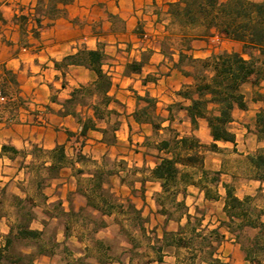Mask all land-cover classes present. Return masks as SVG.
<instances>
[{"label": "trees", "instance_id": "trees-1", "mask_svg": "<svg viewBox=\"0 0 264 264\" xmlns=\"http://www.w3.org/2000/svg\"><path fill=\"white\" fill-rule=\"evenodd\" d=\"M74 0H37L34 11L21 12L15 15V20L20 24L22 30L27 32L30 22L35 26L31 32L35 36L40 35L44 27V20H54L66 15V5ZM31 8V7H30ZM168 23L165 25V34L159 41L161 53L168 58L178 56V59L171 58L173 67L185 76L192 79L178 90L177 95L181 97L178 102L179 108L184 109L190 118L193 129L198 127L199 119L206 120L210 129L213 141L202 142L196 135H181L171 123L164 125L166 121L174 120V105L167 108L168 114L164 116L158 108V100L149 91L144 95L136 93V109L134 118L138 123H149L155 133L169 131L170 136L161 138L154 142L150 137L146 138V147L156 151L157 161L151 168L144 167L149 177L159 181L162 191L159 193L157 203L159 212L167 220H176V230H163L162 237H156L157 244L150 245L152 256L140 264H162L166 250H175V264H230L224 259L221 246L226 240V233L222 227L226 225L228 231L235 236L241 249L246 253V258L252 264H264V208L258 209L252 205L254 196L247 195L240 198L236 195L234 187L230 183H223L226 190L224 212L228 220L220 221L219 225L210 227L211 223L204 224L205 212L198 206L195 213L190 211L186 203V197L190 194L189 187L194 185L205 193V198L218 200L220 198L219 187L221 185L220 172H213L205 166V153L207 151H221L218 141H228L236 145V133L231 128L234 120L233 111L236 106L243 109L247 107V97L243 92V84L252 82V99L262 103L257 113L256 120L258 132L264 135V90L261 85L264 81V1L255 0H176L168 3L166 10ZM1 17V16H0ZM1 21H5L0 18ZM31 19V20H30ZM177 27V32L175 28ZM23 31V32H24ZM146 33L142 31V35ZM218 35L223 39L233 40L242 43V52L221 50L213 51L206 57H196L194 54L193 41ZM174 36H179L181 47L171 48L170 52L165 49L166 42H171ZM244 54L249 55L246 58ZM109 56L101 49L83 48L76 54L64 58L63 65H82L94 71L97 78L92 84H84L75 88L72 97L65 100L63 114L72 113L78 117L82 125L77 142L80 144L75 153V159L70 162L65 154L63 146L52 150L50 158L55 166L51 169L59 170L58 166L65 163H81L87 165L92 162L95 166L96 160L88 159L81 150L85 138L90 129H97L96 118H105L110 113L116 112L109 108L114 100L110 95L113 87V78L109 71L105 70ZM143 58L132 61L126 65V73L140 72L146 63ZM58 65V64H57ZM191 67L188 69L187 67ZM0 107H10L14 110L16 117L21 108L29 110V99L25 98L18 87L15 73L6 66H0ZM15 86L14 96H10L8 89ZM97 95L98 100L89 105L80 97H91ZM5 101V102H1ZM5 103L6 105H3ZM77 105H85L92 108V116H80L77 114ZM51 110L50 107H47ZM11 112V111H10ZM34 119L42 117L41 110H34ZM4 116L0 114V119ZM10 117L9 119H11ZM70 134L73 132L69 131ZM8 152L17 153L13 146L4 144L2 154ZM255 167L256 177L264 181V153H257L250 156ZM126 163V160H122ZM101 164L100 168L93 173L90 190L87 192L88 205L99 211L100 218H86L83 212L71 211L67 215L83 217L93 224L94 233L107 226L105 216H124L131 222L137 223L143 234L149 232L142 210L137 208L133 201L128 198L127 205L124 202L112 201L104 193L105 173L108 175H120L119 171L125 170L120 167L118 170H105ZM50 169V170H51ZM135 171V170H134ZM78 174H83L84 169L78 168ZM5 189H1V193ZM182 195L181 199L179 196ZM19 208V220L10 224V231L5 237V243L0 248V264H34L37 256L46 250L37 249L26 252L18 248V242L29 240H40L42 233L31 229L30 223L35 218L31 201L14 196ZM30 203V208L26 203ZM178 214V215H177ZM177 215V216H175ZM183 219L186 221L183 223ZM121 225L122 224L118 223ZM122 229V228H121ZM247 229L254 230L251 238V245L246 246L241 242L242 235ZM132 242V239L130 240ZM104 241L96 240V248L100 258L97 264H113L114 259L109 256L108 248H104ZM133 246L134 243H133ZM120 264L122 261L118 260ZM68 264H91L85 258H76ZM132 264V261H131Z\"/></svg>", "mask_w": 264, "mask_h": 264}, {"label": "crops", "instance_id": "crops-1", "mask_svg": "<svg viewBox=\"0 0 264 264\" xmlns=\"http://www.w3.org/2000/svg\"><path fill=\"white\" fill-rule=\"evenodd\" d=\"M172 1L176 0H74L65 6L67 10L65 16L54 20L46 18L40 35L35 36L31 32L32 27L35 26L34 23L30 22L28 30L25 32L15 20V15L19 14L21 10L25 13L29 11L33 12V7L36 6L37 0H0V18L5 20L1 21L0 19V66H6L15 73L21 94L29 99V110L21 108L16 117L12 119L13 121L10 122H7L5 117L0 119V173L1 170L3 173H6L5 169L8 168L6 167L7 161L9 163H18L15 170L18 172V175H22V178H20L22 182L17 185V190L11 195L31 201L35 214V218L30 223L31 229L42 233L49 226L50 220L59 221V216L53 212L56 205L63 214H68L71 211H80L83 208L90 209L94 213H99V211L88 205L87 196L85 195L87 192L85 193L80 190L81 181L84 180L83 177H88L86 180L91 182L93 173H88L85 169L86 165L75 163V166H73L69 163L73 158L75 159V151L79 149L77 140L82 125L79 123L78 117L72 113H61L64 111V101L72 97V92L75 88L84 84H92L97 78L96 73L85 66L68 65L66 67L63 65L65 57L76 54L83 48L104 50L109 59L113 60L114 64L107 63L104 65V68L109 71L113 78L114 84L110 95L114 100L110 103L109 108L116 111L110 113V115L116 116L115 121L117 124L112 126V120L109 117L96 118L97 129H90L88 131L85 143L81 147L82 153L88 159L96 160L100 165L103 158L105 156L109 157L112 150H115L119 157L125 159L128 162V167L123 171H119L120 175H116V177L120 186L129 188L127 179L125 178L126 175L132 173L137 175V178L133 180L134 185L131 186L133 190L131 192H134L131 194V199L136 207L141 210L142 206L139 205L138 199L142 200V205L149 203V185H153L155 194L162 191L160 182L151 179L149 173L143 170L144 167L151 168L156 163V161L147 162L146 159L149 155L145 153L146 146H143V140L141 139L149 138L150 132H147L148 134H143L142 132L137 134L140 137L138 149H131L130 146L133 147L136 141L134 138L135 128L149 127L151 128V132L154 133L151 124L138 123L134 118L136 93L144 95L146 91H149L152 96L157 98L159 111L164 116L168 114V106L164 110L160 109V100L151 87L158 86L160 83V80L153 78V75L161 68L162 62L167 60L161 53L159 41L165 34V25L167 24H164L165 20L162 18L163 16H167L168 3ZM115 19L121 21L122 25L117 26ZM159 19L162 24L158 23ZM167 21L168 19L166 18ZM151 22L152 26H150ZM142 31L146 34L142 35ZM148 35L150 37L146 38ZM216 39L222 44L229 43L231 46H234L233 50L227 49L229 51L242 52L243 50L242 43L223 39L215 35L194 40L192 43L194 54L198 51L196 48L197 43H205L210 46V41ZM123 46L125 47L124 49L122 48ZM207 51H210L207 55L213 52L211 48L202 50L205 53ZM117 53L118 55L122 54L125 60L119 62L117 58L120 56H117ZM145 53H149L151 57L146 61L142 70L140 72L126 73L127 63L135 60L140 61ZM154 56H159L160 59L155 62ZM195 56L205 57L196 54ZM244 56L249 58L247 54H244ZM146 65L151 68L146 70ZM173 70L176 71L177 69L174 68ZM177 71L180 72L179 70ZM182 76L186 83L192 82L191 77L184 74ZM261 85L264 90V81H262ZM242 88L247 97V107L241 109L236 106L233 111L234 120L230 124L232 130L236 133V145L228 141H218V145L220 146L221 142L224 144L231 143L233 150L238 151L240 139L237 128L234 125L237 123L236 112L242 113L243 152L247 158L249 167L253 170V173L247 178V182L254 185L253 188L243 186L246 188L243 192L244 198L247 195L254 196L259 192H264V181L256 177L255 167L250 160V156L264 153V135L261 136L258 132L256 116L262 107V103L252 99L255 87L252 82H246ZM98 97L94 95L87 98H91L95 102L98 100ZM177 97V100L181 101V97ZM126 103L128 107L125 106ZM47 107H50L51 110H48ZM253 108L254 111L252 112ZM36 109L42 112V117L39 120L34 119L33 111ZM180 110L185 112L191 124L186 111L184 109ZM76 111L77 114L83 117L93 115L92 108L85 105H77ZM245 115H249V120L244 118ZM170 123L173 126L175 119L172 122L166 121L164 125L167 126ZM110 125L113 130L112 140L107 139ZM202 126L213 141L208 124L203 118L199 119L196 129H193L191 125L192 131L189 135L194 134L202 142H205L206 140H202L197 134ZM69 131L73 132V134H70ZM123 143L128 144V152L142 155L143 162L141 164L135 162L133 165H130L128 154L118 149ZM4 144L13 146L18 152L2 154L1 151ZM59 146L64 147L69 162L58 166L57 175L49 176L47 174L42 187H39V184L36 183L35 189L29 192L27 190L28 183L35 175L34 170L39 168L37 166L36 155L32 149L41 148L47 154L41 165L45 169L50 170L52 166H55V163L50 158L49 152ZM142 147L143 151L140 150ZM220 147L224 149L222 146ZM86 148H88V153L86 152ZM71 150L72 152H70ZM91 151L92 154L90 153ZM151 151L156 154L154 149ZM222 151L213 152L222 154ZM98 153L100 154L98 155ZM221 157H223V154ZM153 158L157 160V157ZM223 165L224 162L222 160L219 167L215 168L220 172L222 182L219 187L220 198L218 200H209L205 198L203 191L192 185L189 187V191H192V193L190 192L186 197L188 206V198L198 195L199 199L208 204L221 202L222 209L224 210L226 190L223 187V183H229V181L224 178L228 174L222 170ZM205 166L209 169L206 156ZM78 168L84 169V173L78 174ZM3 178L4 176L0 174V193L3 188L5 192L8 190L7 182L2 181ZM11 178L12 176H10ZM52 187L53 189L51 190ZM38 195L41 196L42 203L38 202L40 200H38ZM154 210L157 214L165 217L159 212L158 207ZM142 213H144L143 210ZM7 217V214L0 215V248L4 245L5 237L10 231V223ZM113 217V215H106L105 219L107 223L108 219ZM172 221L167 220V222ZM35 222H38L39 225L34 226ZM62 228L65 232L67 224H62ZM106 228H108V225L99 231ZM64 240H67V235H65ZM56 241L60 243V240ZM65 244L68 245V242L65 241ZM223 248L224 245L221 246L224 259H230L227 257V254L223 253ZM24 251L29 252L31 250L25 249ZM242 252L243 262L241 264H252L247 260L246 253L240 246V251L237 250L236 254L240 255ZM56 255L55 250L47 246V251L39 254L34 264L38 263V261L51 264L50 262H54L53 258Z\"/></svg>", "mask_w": 264, "mask_h": 264}, {"label": "rangeland", "instance_id": "rangeland-1", "mask_svg": "<svg viewBox=\"0 0 264 264\" xmlns=\"http://www.w3.org/2000/svg\"><path fill=\"white\" fill-rule=\"evenodd\" d=\"M166 22V16H163V18ZM160 21V22H159ZM115 23L117 26H121L122 23L119 20L115 19ZM158 23L162 24L161 20H158ZM152 26V22L150 24ZM175 32H177V27H174ZM151 32V30H149ZM150 34V33H149ZM145 37V36H144ZM148 35L146 38H149ZM162 39V38H161ZM160 39V40H161ZM181 40L179 36H174L173 40L169 43L166 42L165 49L167 52H170L171 48L179 49L181 47ZM125 48L124 46L122 47ZM197 52L196 55H203L206 57V55L210 52L207 51L202 52L205 48H211L213 51H221V50H227L231 49L233 50L234 46H231L229 43L222 44L219 42L218 39L210 41V46L205 43H197ZM137 49V48H136ZM117 56H120L117 58L119 62H122L124 59V56L122 54L117 53ZM208 56V55H207ZM151 57L149 53H145L144 58L148 60ZM171 58L178 59V56L175 55L174 57L169 56L166 58L167 60L162 62V66L158 71L155 72V75H153V78H157L160 80V83L158 86L151 87L155 95L160 100V109L164 110L167 108V106L174 105V127H176L181 135H189V133L192 131L191 124L189 122V119L185 115V112L183 110H180L177 100V92L181 88L183 84L186 83L185 79L183 78L182 74L178 72L177 70H173V61ZM155 62H157L160 57L154 56ZM107 63L114 64L113 60L107 59ZM156 64V63H153ZM150 66L146 65V70L150 69ZM190 69L191 67H187ZM8 93L10 96H14L15 94V86H10L8 89ZM133 97H135L133 95ZM80 100H83L85 103L89 105L93 104V101L91 98L87 97H80ZM5 102V101H1ZM3 105H6L3 103ZM126 107H128L127 103L125 104ZM136 107V106H135ZM11 111V112H10ZM254 111V108L252 109V112ZM0 114H2L6 119L7 122L13 121L15 117L14 110H12L10 107H0ZM236 121L235 128H237V133L239 134L240 139V146L238 147V151L233 150L232 144H224L220 143V146H222L224 149H222V154H217L213 151H207L205 153V156L207 157V165L209 166V170L213 172H218L215 168H218L221 161L223 160L224 165L222 166L225 173L228 175H225L224 178L229 181V183L234 187L235 193L240 198H243V192L246 190L247 187L253 188L254 185L247 182V178L253 173V170L249 167L247 158L244 155L243 152V115L240 112H236ZM249 115H245L244 118L249 120ZM12 117L11 119H9ZM110 120H112V126L116 125V116L115 115H108ZM110 125V130L107 133V139L112 140V127ZM205 128L202 126L197 132V134L200 136L202 140H206V143L212 142L211 138L209 137L208 133L205 132ZM148 134L147 132H150V141L154 142L156 140H159L161 138H166L170 136L169 131H163L160 133H153L151 132V128L145 127L141 129H134V138H135V144L134 146H130V148L138 149V143L139 140V133ZM143 136V135H142ZM143 146L145 145L147 139H143ZM204 142V143H205ZM80 147V144H78ZM145 147V146H144ZM128 144H121L120 150L125 151L128 154V160L130 165H133L135 162L142 163V155L141 154H135L134 152H128ZM145 153L149 156L147 157V162L151 163L153 161H157L156 155L152 153L151 150H153L150 147L145 148ZM141 151H143V147L140 148ZM32 151L36 155L37 158V166L39 168L35 169V175L32 177L31 181L28 183L27 190L29 192H32L35 187L36 183L39 184V187H42L45 183V180L47 178V174L49 176H55L58 173L57 169H51L47 170L43 165H41L42 162H44V158L47 156V154L41 149V148H33ZM72 152V150L70 151ZM76 152V151H75ZM73 151V153H75ZM86 152L88 153V148H86ZM92 154V151L90 152ZM100 153H98L99 155ZM223 158V159H222ZM122 157H119V155L116 154L115 150L110 151V155L105 156L102 160L105 170H118L120 167L127 168L128 162L123 163ZM92 161V160H91ZM6 163V173H3L1 170V173L4 178L2 181L7 182L8 190L6 192L0 193V215L7 214V219H9V223L15 224L19 220V208L17 207L16 201L14 200L13 192L17 190V185L21 183L22 175H18V172H16V168L18 166V163H9L7 161ZM93 162V161H92ZM90 162L85 166V169L88 171V173H94L97 169L100 168V164H97L96 166ZM99 167V168H97ZM97 168V169H96ZM124 174V173H123ZM10 176L12 178L10 179ZM18 176V177H17ZM17 177V178H16ZM82 177V176H81ZM84 180L81 181V189L84 190H90L93 187L92 182L86 180L88 177H83ZM104 193L115 202H124L127 205V199H131V194L134 192L131 189V186L133 184V180L137 178V175L135 173L127 174V184L128 187L120 186L118 183V178L116 177V174L108 175V173H105L104 176ZM245 185V187H243ZM247 185V186H246ZM53 187L51 188V190ZM249 189V188H248ZM149 203L146 205H142V200L138 199V203L140 206H142V210L144 211L143 216L147 219L146 226L149 230L147 234H143L139 227L137 226V223L131 222L129 219H127L124 216H117L113 218L108 219V228L102 229L101 231H97L94 233L93 230V224H91L87 219L79 216L74 217L73 215H67L63 214L59 208H56L53 210V212L59 216V221H49V226L46 228L45 231L42 232V237L40 240H29V241H20L18 242V248H21L23 250L27 249L30 250L31 248L33 250L42 249L47 251V246H50V248H53L55 250V253L57 255L53 258L54 262H50L51 264H68L69 262H72L76 258H85L88 262L91 264H97V259L100 258L98 247L96 248V240H102L104 241L105 245L104 248H108L109 251L107 253L110 257H112L115 261L113 264H120L118 260L122 261L123 264H140L141 262L147 261L150 256H152L153 252L150 248V245L157 244L156 237H162L163 230L166 228L168 230H176L178 227V223L176 220H173L172 222H167V219L155 212V208H159V205L157 203V198L159 197V193L155 194V189L153 185H149ZM253 190V189H252ZM192 193V191H189ZM38 197V202L42 203L41 196ZM182 195L179 196V199H181ZM132 200V199H131ZM78 201V199H77ZM252 205L257 206L258 209L264 208V192H259L256 195H254V200L251 202ZM188 204L189 208L191 209L192 213H195V206H198L200 210L205 212V221L204 224L211 223L210 227H215L219 225L220 221L222 220H228L227 215L225 214L224 210L222 209L221 202L208 204L203 202L201 199H199V196L196 195L195 197L190 196L188 198ZM26 206L30 208V203L27 202ZM86 218L94 217L100 218V213H94L90 209H85L83 212ZM178 215V214H177ZM175 215V216H177ZM186 221V219H183V223ZM67 224V230L65 232L63 231L62 224ZM118 223L122 224L119 225ZM35 225H39L38 222L34 223ZM122 228V229H121ZM222 231L226 233V240L223 242L224 248L223 253L227 254V257L230 259L226 260L230 264H241L243 262V252L240 255L236 254V251H240V244L235 240V236L228 231V227L224 225L222 227ZM254 230L247 229L246 234L242 235L241 242L244 243L246 246L251 245V236L253 235ZM65 235H67V240H64ZM132 239V242L130 241ZM234 239V240H233ZM56 240H60V243H58ZM65 241L68 242V245L65 244ZM133 243L135 246H133ZM29 245L30 247H27L26 245ZM176 258H175V250L173 248H169L166 250V255L164 258L163 264H175ZM36 264H45L41 261H38ZM49 264V263H46ZM156 264V263H154Z\"/></svg>", "mask_w": 264, "mask_h": 264}]
</instances>
